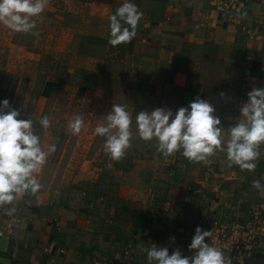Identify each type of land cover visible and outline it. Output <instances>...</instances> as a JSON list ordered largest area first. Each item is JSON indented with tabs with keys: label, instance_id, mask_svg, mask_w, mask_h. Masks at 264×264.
<instances>
[{
	"label": "crops",
	"instance_id": "0c3cea01",
	"mask_svg": "<svg viewBox=\"0 0 264 264\" xmlns=\"http://www.w3.org/2000/svg\"><path fill=\"white\" fill-rule=\"evenodd\" d=\"M245 1L247 13L220 9L217 0H131L143 13L136 36L131 43L113 47L108 43V17L125 0H48L44 12L34 18L37 25L34 31L38 35H34L32 45L16 43L18 33L0 24V51L6 48L10 52L18 47L30 56L37 52L39 57L40 51H44L45 56L40 57L36 66L37 78L44 79L48 89L57 82L89 83L93 62L103 61L100 56L103 51L109 53L108 62H118L120 71L123 69L121 75L110 76L117 83L138 79L146 84L144 88L128 89L124 102H119L126 105L132 124L136 126L135 117L141 110L163 107L175 112L200 97L213 104L226 143L228 126L238 118L247 93L264 88V0ZM71 31L72 36L65 39L64 34ZM67 45L75 51L76 62H88L82 69L85 74L74 73L75 70L63 66L59 57L47 53L65 51ZM119 52L126 53L128 59H120ZM7 58V66L0 70V83H5L10 73L8 65L13 60L10 55ZM125 63L140 73L138 78L126 77ZM221 92L225 97L219 95ZM2 93L0 101L8 99L13 108L23 114L28 112L27 106L20 105L19 93L11 94L9 90ZM34 127L45 146L57 140V134L50 135L51 139L47 132H39L37 124ZM132 132L131 147L127 149L130 154L114 161L116 164L109 170L91 168L89 175H78L68 186H59L57 176L48 174L45 164L37 176L40 190L19 201L12 216L0 209V229L8 230L10 226L14 229L13 234L0 236V264H88L93 258L119 253L118 244L109 249L100 238L103 232H117L120 243L127 240L128 246L136 251V264H148L146 253L134 242L145 241L146 247L159 240L184 245L194 235L189 226H200L194 223L195 211L220 209L225 201L238 213L264 204V192L252 187L254 179L264 177V145L260 146L255 171L229 166L226 153L221 151L210 158L208 165L190 162L177 152L161 162L177 171L158 176L167 181H161L157 188L143 187L142 173L132 171L136 160L140 161L138 156L144 154L146 159L157 160L164 156L157 151L155 141L136 139L135 131ZM117 165L123 168L117 171ZM125 170L128 173L124 174ZM110 178L118 191L105 189L102 194L131 202L135 214L144 216V227H131L126 216L113 210L112 218L100 225L90 217L100 192L99 182ZM188 179L199 186L193 190ZM261 183L264 184V179ZM141 193L145 195L141 197ZM149 195L151 206L147 208ZM143 208L149 213L145 215ZM187 232L189 236L182 235ZM170 245L163 246L169 254L179 249ZM259 249L245 264H264V235Z\"/></svg>",
	"mask_w": 264,
	"mask_h": 264
},
{
	"label": "clouds",
	"instance_id": "9594fccd",
	"mask_svg": "<svg viewBox=\"0 0 264 264\" xmlns=\"http://www.w3.org/2000/svg\"><path fill=\"white\" fill-rule=\"evenodd\" d=\"M47 5L48 0H0V24L15 33L38 35L34 31L37 26L34 18L39 17ZM142 17L137 6L125 0L108 17V43L113 47L131 43ZM219 95L223 98L226 94ZM247 97L240 105L235 123L228 126L226 143L213 104L200 97L175 112L163 107L141 110L135 117L138 137L145 142L155 141L157 151L164 158L180 152L190 162L208 165L210 158L221 151L226 153L229 166L255 171V161L261 156L260 146L264 145V88L252 89ZM20 116L21 112L13 108L8 99L0 101V209L8 216L15 214L19 201L40 190L37 176L56 151L55 143L43 144L30 117ZM38 122L45 131L51 126L47 115L41 116ZM132 123L126 105L113 103L104 122L95 127V134L104 137V151L111 160L120 161L131 147ZM83 127L80 115L68 122L73 135H79ZM262 179L264 177L254 179L252 187L264 192ZM211 236L212 231L197 226L188 245L190 251L194 250L190 257L179 249L169 254L167 247L155 244L146 247L141 243L137 247L146 253L148 264H231L222 248L205 242Z\"/></svg>",
	"mask_w": 264,
	"mask_h": 264
},
{
	"label": "rangeland",
	"instance_id": "374dc122",
	"mask_svg": "<svg viewBox=\"0 0 264 264\" xmlns=\"http://www.w3.org/2000/svg\"><path fill=\"white\" fill-rule=\"evenodd\" d=\"M73 33V31H71V34L66 32L64 38L68 39ZM33 38L34 35L18 33L15 36V42L18 44L25 43L29 46V44L32 45ZM71 48V45H67L65 51L47 53L59 57L63 66H68V68L75 70L74 73L78 75L85 74L82 69L87 66L88 62H76L74 60V54L76 53L74 50L71 51ZM27 53L18 47L10 52L6 48L0 51V70H4L7 66L6 61L9 55L12 56L10 58L13 60L12 62H15H9L10 73L6 77L7 81L0 83V93L6 90H9L11 94L19 93L20 105L28 108V112L21 113L20 118L27 119L30 117L34 121V125L37 124V127L40 128L39 132L43 130L38 122L39 118L44 115L50 118L51 126L48 130H43V132H47L50 138L53 134H57V140H52V143L56 144V151L48 157L46 163L47 173L52 174V177L57 176L55 179L59 186H68L78 175L81 177L89 175L95 167L100 168V170L102 167H106L107 170L110 167H114L113 164L116 163L104 151V137L96 135L94 129L98 124L104 122L105 115L111 110L114 102H117L116 104H119L120 101L124 102L125 92L128 89L135 87L144 88L146 84L138 81V79L127 82L123 80L124 83H121V85L117 83L113 79L114 77L110 76H115L116 74L117 77V75H121L123 69L120 71L118 62H108L109 53L105 54L103 51V54L100 55L103 61L93 62V67L91 68L93 73L90 75L89 83L85 82L83 85L76 82V84L57 82L48 89L44 79L37 78L38 71L36 67L37 63L41 61L40 57L45 56V52L40 51V57L37 52H32L31 56ZM33 55L38 58L34 59ZM126 55L124 52H119L117 56L126 61L128 59ZM127 63L129 64V62ZM90 66H92V62L89 63L88 67L90 68ZM4 72H6V69ZM126 72V77L131 79L138 78L140 74L129 65L126 67ZM6 86L8 87L6 88ZM46 90L50 91L48 95ZM75 115H80L84 120V127L79 135H73L68 128V122ZM132 131H135L136 139H138L135 124H132ZM127 151L126 155L131 153V151L129 153ZM145 157L144 154L139 155L138 159L141 162L136 160L132 169L138 174L142 173L144 177V181H142L143 187L154 186L157 188L161 181H167L158 176L177 171V168H172V170L167 164L161 163L169 158L159 156L160 158L157 160L155 157L147 159ZM120 168L123 167L117 165V171ZM126 172L128 173L127 170L123 173L126 174ZM188 180L190 182L188 185L193 190L199 186L193 179ZM196 191L198 192L199 190ZM140 195L142 197L145 193ZM188 197H192V195L189 194ZM148 198L149 201H146V204L147 208H150L151 196L149 195ZM142 203L145 204L143 201ZM165 205L168 206L167 204ZM144 208L143 213L146 215L149 211ZM165 211L167 212V209ZM195 216L196 221L194 223L197 222L198 211H195L193 217ZM184 235L189 236L190 234L187 232Z\"/></svg>",
	"mask_w": 264,
	"mask_h": 264
},
{
	"label": "built area",
	"instance_id": "2783aa9c",
	"mask_svg": "<svg viewBox=\"0 0 264 264\" xmlns=\"http://www.w3.org/2000/svg\"><path fill=\"white\" fill-rule=\"evenodd\" d=\"M217 6L228 11L248 12V4L245 0H217ZM263 209L264 204H259L238 213L230 202L225 201L220 209L198 213L197 225L202 226V230L212 231V236L206 238L205 242L222 248L225 257L231 260V264H245L260 248L261 237L264 235ZM13 231V226H10L8 230L0 229V236L13 234ZM166 243H171L170 246L173 248H179L185 256L190 257L194 254V250L190 251L188 248L191 241L181 245L159 240L153 244L163 247ZM136 261L137 254L134 248L124 246L122 252L115 256L96 257L88 264H136Z\"/></svg>",
	"mask_w": 264,
	"mask_h": 264
},
{
	"label": "trees",
	"instance_id": "16d2710c",
	"mask_svg": "<svg viewBox=\"0 0 264 264\" xmlns=\"http://www.w3.org/2000/svg\"><path fill=\"white\" fill-rule=\"evenodd\" d=\"M76 83H82L81 81H78ZM100 184V192L99 194L96 195V205L94 207L93 210H91L90 213V217L98 224H102V222L106 219L110 220L112 218V210L114 211V213L116 212V214H121L123 216H126L127 219H129V223L131 224V227H139L142 228L145 226L146 221L144 220V216H142V214L137 215L138 213L135 214L134 212V208H133V204L131 202H128L127 200L125 201L122 198L119 197H115L112 196L111 194H102L103 190H108L111 192H117L118 191V186L112 182L111 178L110 179H106L103 182H99ZM114 208V209H113ZM96 213V214H94ZM137 215V216H136ZM190 231L192 233H195V225L189 226ZM100 238L103 239V241H105V243L108 245L109 249H112V247H114V245L116 246L117 244L119 245L118 248L121 249L120 252H122L123 247L128 246V241L126 240L125 243H120V236L117 232L115 233H109V234H105L100 233ZM134 242V241H133ZM139 244H144L145 246L146 243H144L143 241H136L134 242L135 244L138 245ZM112 256H115L112 255Z\"/></svg>",
	"mask_w": 264,
	"mask_h": 264
}]
</instances>
